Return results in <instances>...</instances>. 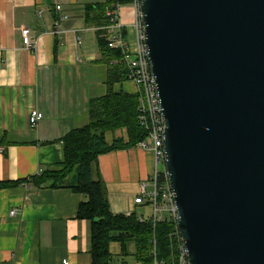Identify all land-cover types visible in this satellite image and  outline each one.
<instances>
[{"label": "water", "instance_id": "water-1", "mask_svg": "<svg viewBox=\"0 0 264 264\" xmlns=\"http://www.w3.org/2000/svg\"><path fill=\"white\" fill-rule=\"evenodd\" d=\"M187 264H264V0H141Z\"/></svg>", "mask_w": 264, "mask_h": 264}, {"label": "crops", "instance_id": "crops-1", "mask_svg": "<svg viewBox=\"0 0 264 264\" xmlns=\"http://www.w3.org/2000/svg\"><path fill=\"white\" fill-rule=\"evenodd\" d=\"M100 2L0 0V181L28 180L59 163L62 137L86 124L89 100L105 93L107 69L97 63L96 28L84 18V6ZM121 17L129 24L131 9L124 7ZM23 28L30 30V49L23 45ZM126 37L133 49L131 29ZM113 89L138 92L130 79L115 83ZM32 109L43 114L35 127L28 121ZM116 137L126 140V131L105 134L107 142ZM153 169L151 150L135 145L100 154L91 176L104 182L113 213L148 218L146 197L142 204L134 199L142 185L152 190ZM82 199L69 188L28 181L1 188L0 264H91L90 222L76 218ZM128 250L134 252V245ZM110 252L114 262L128 264L129 258L137 264L132 256H121L117 242L110 244Z\"/></svg>", "mask_w": 264, "mask_h": 264}, {"label": "trees", "instance_id": "trees-1", "mask_svg": "<svg viewBox=\"0 0 264 264\" xmlns=\"http://www.w3.org/2000/svg\"><path fill=\"white\" fill-rule=\"evenodd\" d=\"M120 2L127 4L130 0ZM111 3V0H104L84 6L86 23L96 28L100 54L97 63L107 69L105 93L89 100L86 124L62 137L59 163L28 180L0 181V189L28 181L52 189L69 188L82 196L76 218L90 222L91 264H124L114 262L110 252L112 242L119 244L121 256H132L137 264H174L178 261V234L171 215L165 213L163 218L154 221L152 202L148 198L144 202L151 208L148 218L135 212L115 214L110 210L104 182L100 176H91L92 166L100 154L135 146L147 135L138 122V94L113 89L115 83L128 79V70L123 63V53L109 45L103 29L109 23L106 8ZM113 130H125L127 139L116 137L107 142L105 134ZM159 180L163 181L162 175ZM159 202H162L161 196ZM130 244L134 245V252H129Z\"/></svg>", "mask_w": 264, "mask_h": 264}, {"label": "built area", "instance_id": "built-area-1", "mask_svg": "<svg viewBox=\"0 0 264 264\" xmlns=\"http://www.w3.org/2000/svg\"><path fill=\"white\" fill-rule=\"evenodd\" d=\"M111 1L110 6L106 8V16L109 18V23L103 27L106 40L112 48L119 49L123 53V63L128 70V79L134 81L138 86V122L147 135L136 146L151 150L154 156V169L151 177L152 190L147 192L145 186L142 185L140 194L135 197L134 202L142 204L143 198H148L152 202V217L154 221L163 218L162 216L168 213L176 226L177 213L168 183V176L164 169V123L158 93L143 42V23L140 13L141 0H130L127 4H122L120 0ZM124 7L131 9L132 18L129 24L122 21L121 12ZM59 9L60 6H56V10ZM129 29L133 31L135 37L136 44L133 49L130 47L126 37ZM55 32L59 33L58 30ZM21 36L24 47L30 49L33 46L30 39V30L28 28L21 29ZM77 42L80 43L79 37H77ZM42 118L43 114L38 109L30 110L28 121L31 127H35ZM159 165L162 166L160 170L158 169ZM160 175L163 176V181L159 180ZM159 196H161L162 202L158 203ZM10 215H15V211L11 210ZM63 264H68V262L63 261ZM154 264L157 263L154 262ZM174 264H187L186 249L179 234L178 261Z\"/></svg>", "mask_w": 264, "mask_h": 264}, {"label": "rangeland", "instance_id": "rangeland-1", "mask_svg": "<svg viewBox=\"0 0 264 264\" xmlns=\"http://www.w3.org/2000/svg\"><path fill=\"white\" fill-rule=\"evenodd\" d=\"M102 2H104V0H102ZM101 2V3H102ZM122 9V8H121ZM130 20V19H129ZM126 259V263H128V264H131L132 263V259H129V258H125Z\"/></svg>", "mask_w": 264, "mask_h": 264}]
</instances>
